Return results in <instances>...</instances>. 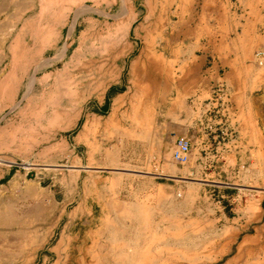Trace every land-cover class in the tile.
Segmentation results:
<instances>
[{
  "label": "crops",
  "instance_id": "obj_1",
  "mask_svg": "<svg viewBox=\"0 0 264 264\" xmlns=\"http://www.w3.org/2000/svg\"><path fill=\"white\" fill-rule=\"evenodd\" d=\"M149 5L130 0L129 36L156 38V61L151 56L142 63L156 76L127 79L125 89L122 81L110 86L100 113L88 114L77 137V143H98L99 134L101 144L109 139L87 194L99 211L92 259L107 263L116 253L125 264H264V61L254 58L264 50V0H155V21L163 28L131 36ZM29 12L20 24L15 13L21 12L10 11L14 15L0 21V38H55L46 44L56 47L66 17ZM124 13L118 19L126 23ZM8 44L17 47L1 42L0 53L19 52L6 50ZM144 53L142 47L140 58ZM129 83L139 88L131 91ZM118 102L125 126L121 113H113ZM179 137L190 143L183 164L172 157ZM75 167L79 182L83 169ZM252 183L260 191L252 193ZM84 188L82 181L78 219L88 200ZM102 245L115 248L110 259L96 253Z\"/></svg>",
  "mask_w": 264,
  "mask_h": 264
},
{
  "label": "rangeland",
  "instance_id": "obj_2",
  "mask_svg": "<svg viewBox=\"0 0 264 264\" xmlns=\"http://www.w3.org/2000/svg\"><path fill=\"white\" fill-rule=\"evenodd\" d=\"M66 2L0 0V21L13 16L9 13L12 10L21 12L15 13L22 20L20 24L29 18L30 9L38 15L66 17L56 47L46 44L55 38H0V45L16 41L17 47L8 44L5 49L19 51L0 53V264H125L117 261L116 253L109 263L95 262L91 255L92 229L98 224L99 211L92 205L90 192L94 189L95 167L101 164L100 147L107 146L109 139L101 144L99 134L98 143H77V137L88 114L100 113V101L110 86L122 81L121 88L125 89L127 79L156 76L154 67L145 70L142 66L151 56L150 62L156 61V54L151 53L156 38L129 36L130 0H80L70 6ZM149 2L148 14L143 21L133 23L131 36L135 31L155 35L158 25L163 28L162 22L155 21V0ZM81 5L87 9L82 10ZM121 13L126 14V23L118 19ZM65 46L66 56L58 59ZM142 47L145 53L140 58ZM34 49L48 52H31ZM129 86L131 91L139 88ZM123 110L118 102L113 113H121L125 126ZM106 120H100L101 129L107 127ZM92 129L85 132L91 135ZM77 165L83 169L79 182L73 171ZM82 181L85 197L90 196L78 219L76 201L83 194ZM251 186L248 189L252 193L260 191L257 183ZM112 248L115 250L102 245L96 253L110 259ZM150 248L160 253L164 249ZM149 255L156 257L155 252Z\"/></svg>",
  "mask_w": 264,
  "mask_h": 264
},
{
  "label": "built area",
  "instance_id": "obj_3",
  "mask_svg": "<svg viewBox=\"0 0 264 264\" xmlns=\"http://www.w3.org/2000/svg\"><path fill=\"white\" fill-rule=\"evenodd\" d=\"M254 58L258 63L264 61V50H258L254 52ZM218 93H223V89H218ZM190 156V143L184 137H179L176 140L175 147L172 151L173 159L179 163H186Z\"/></svg>",
  "mask_w": 264,
  "mask_h": 264
},
{
  "label": "bare ground",
  "instance_id": "obj_4",
  "mask_svg": "<svg viewBox=\"0 0 264 264\" xmlns=\"http://www.w3.org/2000/svg\"><path fill=\"white\" fill-rule=\"evenodd\" d=\"M78 1H80V0H68V2H66V5H67V6H70L71 3L75 4V3H77ZM61 8L64 9V5H63V4H62ZM80 8H81L82 10H83V9H87L85 5H83V6L81 5ZM124 15H125V14H124ZM123 23H124V22H123ZM73 26H74V22H73V24H72L71 27L73 28ZM66 53H67V51L61 50V51H60V54H58L57 58H58V59H62L64 56H66ZM54 60H55V59H54ZM122 257H123V256H122ZM108 260H109V259H108ZM113 260H114V259H113ZM111 261H112V260H111ZM109 262H110V261H109ZM109 262H108V263H109ZM103 263H104V262H103Z\"/></svg>",
  "mask_w": 264,
  "mask_h": 264
}]
</instances>
